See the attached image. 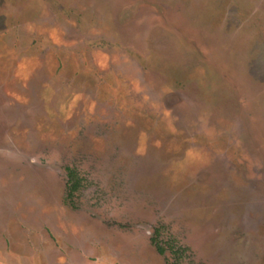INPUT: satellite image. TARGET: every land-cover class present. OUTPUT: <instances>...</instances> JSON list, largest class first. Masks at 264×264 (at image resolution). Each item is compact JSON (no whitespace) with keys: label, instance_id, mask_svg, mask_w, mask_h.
Here are the masks:
<instances>
[{"label":"rangeland","instance_id":"rangeland-1","mask_svg":"<svg viewBox=\"0 0 264 264\" xmlns=\"http://www.w3.org/2000/svg\"><path fill=\"white\" fill-rule=\"evenodd\" d=\"M0 264H264V0H0Z\"/></svg>","mask_w":264,"mask_h":264},{"label":"trees","instance_id":"trees-1","mask_svg":"<svg viewBox=\"0 0 264 264\" xmlns=\"http://www.w3.org/2000/svg\"><path fill=\"white\" fill-rule=\"evenodd\" d=\"M67 176H68V181H67V192L68 196H72L76 191L79 190L80 184H81V178L79 174L73 169L72 167L67 168ZM154 243L155 240H153ZM157 245V249L160 253L164 254L165 253V248L161 247L160 245Z\"/></svg>","mask_w":264,"mask_h":264}]
</instances>
